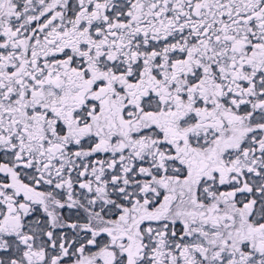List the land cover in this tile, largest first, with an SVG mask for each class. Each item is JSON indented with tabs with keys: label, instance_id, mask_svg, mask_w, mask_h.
<instances>
[{
	"label": "snow or ice",
	"instance_id": "obj_1",
	"mask_svg": "<svg viewBox=\"0 0 264 264\" xmlns=\"http://www.w3.org/2000/svg\"><path fill=\"white\" fill-rule=\"evenodd\" d=\"M0 264H264V0H0Z\"/></svg>",
	"mask_w": 264,
	"mask_h": 264
}]
</instances>
